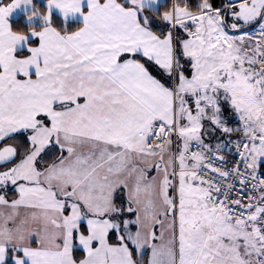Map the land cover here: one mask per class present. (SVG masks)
<instances>
[{
    "label": "snow or ice",
    "instance_id": "snow-or-ice-1",
    "mask_svg": "<svg viewBox=\"0 0 264 264\" xmlns=\"http://www.w3.org/2000/svg\"><path fill=\"white\" fill-rule=\"evenodd\" d=\"M0 264H264V0H0Z\"/></svg>",
    "mask_w": 264,
    "mask_h": 264
}]
</instances>
